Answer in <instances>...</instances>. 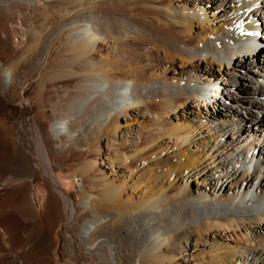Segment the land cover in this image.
<instances>
[{"label": "bare ground", "instance_id": "obj_1", "mask_svg": "<svg viewBox=\"0 0 264 264\" xmlns=\"http://www.w3.org/2000/svg\"><path fill=\"white\" fill-rule=\"evenodd\" d=\"M262 16L0 0V233L50 231L37 264H264V164L234 166L264 158Z\"/></svg>", "mask_w": 264, "mask_h": 264}, {"label": "rangeland", "instance_id": "obj_2", "mask_svg": "<svg viewBox=\"0 0 264 264\" xmlns=\"http://www.w3.org/2000/svg\"><path fill=\"white\" fill-rule=\"evenodd\" d=\"M12 26L14 28H15V26H17V28L21 27V25H18V24H12ZM260 27H262V33H260V37L262 38L264 36V16H262L260 19ZM22 29L23 28L21 27L20 30H22ZM21 38H23L21 36V34L18 33V31H16V40L20 41ZM261 49L264 50V44L261 46ZM243 78L244 77H242L240 80L241 84H243L245 82ZM236 96H239V95H236ZM262 138L264 140V135H262ZM1 147H2V145L0 144V150L3 149ZM1 152H3V150L0 151V156L3 157ZM263 155H264V152H263ZM250 157H251V153L246 148V150L244 152V156L239 155V158H238L239 160L235 161L234 166L242 167L241 164H242V161H244V165H246L247 168H248V166H250L249 172L255 171L256 167L259 166L257 164V162L263 166L264 158H261V156L253 157L249 161ZM1 159L2 158H0V168L5 166L4 165L5 163L2 162L3 159L2 160ZM260 160H262V161L260 162ZM260 171H261L260 174L263 175L264 166H263V169ZM262 179L263 178L261 176L259 178L260 181L258 183H261ZM257 181H258V178H257ZM3 184H4V178H2V180L0 179V187H2ZM79 185H80V181H79ZM33 188L35 190L33 197H34L35 201L38 203L39 198H38L37 183H35L33 185ZM36 192H37V194H36ZM1 208H2V206H0V209ZM48 223H49V228H51L53 221L50 220ZM2 224H3V219L0 218V225H1L0 229L2 228ZM34 224H35V222H32L33 227L31 226L29 228V230L25 233L24 237H21L18 234H16V236H13L12 237L13 244H11L9 242L7 234H3V232L0 233V244H1V247L3 249L2 252L7 251V253L9 254V257H8L9 260H11L14 264H37L38 263L37 261L43 260L44 254L51 251V249H52L51 247L53 246L51 232L48 231L47 229L39 228L37 224H35V225ZM1 247H0V251H1Z\"/></svg>", "mask_w": 264, "mask_h": 264}]
</instances>
